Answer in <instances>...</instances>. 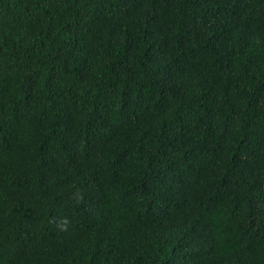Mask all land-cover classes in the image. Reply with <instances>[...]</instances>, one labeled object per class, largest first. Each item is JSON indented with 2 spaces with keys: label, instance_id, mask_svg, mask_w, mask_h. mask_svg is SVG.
<instances>
[{
  "label": "trees",
  "instance_id": "16d2710c",
  "mask_svg": "<svg viewBox=\"0 0 264 264\" xmlns=\"http://www.w3.org/2000/svg\"><path fill=\"white\" fill-rule=\"evenodd\" d=\"M0 264H264V0H0Z\"/></svg>",
  "mask_w": 264,
  "mask_h": 264
}]
</instances>
